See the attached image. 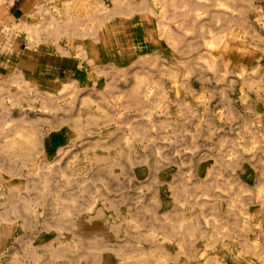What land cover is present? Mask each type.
<instances>
[{"label": "rangeland", "instance_id": "374dc122", "mask_svg": "<svg viewBox=\"0 0 264 264\" xmlns=\"http://www.w3.org/2000/svg\"><path fill=\"white\" fill-rule=\"evenodd\" d=\"M211 3L178 14L177 49L140 43L135 56L146 61L112 80L65 63L52 82L25 72L24 83L0 64L5 89L32 88L18 96L23 106L4 95L0 107V264H264V0H235L220 21ZM225 33L211 70L198 58ZM242 65L259 67L241 80ZM144 67L169 93L151 117L127 96L104 97L111 84L131 90ZM75 77L74 92L60 93ZM35 89L65 109L43 107ZM26 119L47 134L33 157L9 143Z\"/></svg>", "mask_w": 264, "mask_h": 264}, {"label": "crops", "instance_id": "0c3cea01", "mask_svg": "<svg viewBox=\"0 0 264 264\" xmlns=\"http://www.w3.org/2000/svg\"><path fill=\"white\" fill-rule=\"evenodd\" d=\"M191 3L202 4L196 0H5L0 3V64L32 73L36 80L48 76L51 82L59 66L87 64V74L93 69L112 80L141 58L135 56L140 43L148 41L158 52L177 49V25L185 21L178 14ZM152 17L157 20L155 27ZM23 22L41 31L31 36L19 28ZM21 41L25 45L18 48ZM72 79L76 84L80 80Z\"/></svg>", "mask_w": 264, "mask_h": 264}, {"label": "bare ground", "instance_id": "6f19581e", "mask_svg": "<svg viewBox=\"0 0 264 264\" xmlns=\"http://www.w3.org/2000/svg\"><path fill=\"white\" fill-rule=\"evenodd\" d=\"M3 1H5V0H0V3L3 2ZM197 1H202V4L206 3V0H196V2ZM234 1L235 0H210V2H212L211 3L212 6L213 7L215 6V8H213V13H216V15H217V21H220L222 16H226L227 14H231L229 12V9H235ZM186 3H187V1H186ZM83 4H85V3H83ZM170 7H171V5H170ZM182 7H183V5H182ZM182 10H180V11L182 12ZM184 10H185V8H184ZM151 15H153V13H151ZM232 15L235 16V14H232ZM261 16H263V15L261 14ZM161 17H159V18H161ZM196 17H197V15H196ZM196 17L193 18V19H197ZM166 22H168V21H166ZM179 25H181V23H179ZM31 26L32 25H30V27H29L27 25V23L23 22L19 26V28L20 29H24L26 31L27 30L30 31L31 32V36H32L33 33H37L38 30H40V29H39L38 26H33V27H31ZM4 29L7 31L10 28L8 26H6ZM32 41H34V40H32ZM229 44H230V39L228 38V36L226 35V33L225 34H221V35H215V34H213V36L209 40H207L206 43H205V45L207 47L211 48L212 50L209 51L208 54L206 53L207 54L206 56H200L198 59L201 60V61H203L205 64H207L209 69L215 70V67L214 66L219 62V59L217 58V53L218 52L215 51V50H218V49H220L222 47H225L226 48V47L229 46ZM242 52L244 53V51H242ZM144 59H146V58H142L141 57L138 61L135 62L134 65L141 64V63L145 62L146 60H144ZM258 67H259V65L257 67H255V68H248L245 65H242L236 71V74L242 80L245 77L246 74H253L258 69ZM124 70H121L120 72H122V74H123L125 72ZM140 71H147V69H145V67H144V69L138 68L135 71L134 76H135V81L136 82H135V84H134V86L132 87L131 90H127L128 92H125L124 89H115L114 85L111 84L112 87L110 89H108V90H105V93L106 94H104V97L107 98L110 95V97H112L114 99L115 105H117V103L119 101L122 102L121 96H127L129 101L128 100H126V101L124 100L125 102L134 103L136 105L137 109L138 110H141L144 115H147L148 117H151L153 112L157 111L158 109H163L165 107L163 105L165 103V99L169 97V93L162 86V84L158 82L159 79L152 78L150 76L151 75L150 73H145V72H140ZM224 74L229 75L230 74V71L227 69L226 72H224ZM170 75L173 78L172 83H174L175 86H177L176 92L177 93H180L181 92V89L178 87L180 85L179 84V78H178L179 75L176 74V73L175 74L174 73L173 74L171 73ZM11 78L14 79V80H18L20 82H24V83H28V80H29V78L26 76L25 72L24 71H21V70H18V69H16V72H14L11 75ZM251 78H253V77H251ZM3 83H4L3 81L0 82V107L1 108H6V104L4 102V95H8V97H9L10 102H11L12 105H16L17 104L18 106H23V105H21L20 100L18 99V96H21L22 94H24L27 91L29 92L32 88H27V87H23L22 86L17 92H12L10 90L5 89L3 87ZM71 86L74 87V89L72 91L70 90L69 94L72 93V92H74L75 88L78 87L77 84H76V81L73 80V79H70L67 82H63L62 88L59 89L60 93H63L65 91H69L68 88L71 87ZM36 92H39L40 93L41 104H42L43 107L49 108L51 110L65 109V107L62 106L58 102V100L61 99V96L54 95V93L51 92V91H49V90L39 91L37 89ZM199 94H200V96L198 98L199 99L203 98L204 97V90H202ZM91 97L92 96H90V98ZM93 99H95V98H93ZM95 100H97V99H95ZM99 100H100V97H99ZM98 107H100V108H102L104 110H107V107L104 104H102L101 102H99V101H98ZM25 121L28 124H19L16 127L11 128L10 129V133L8 131V133L10 135H12V136L15 137V139L12 140L9 143H10V146H14V145H17V144H20V143L31 146V147H24L23 148L24 151L23 150L22 151H23V154L25 156H27V157L32 156L33 157L32 152L36 148L34 146H36L38 143L43 144L44 147H47L46 146V143L44 142L47 139V136H46L47 134H45V130L44 129L42 130V129H39V128L36 127V125H35L36 122L35 121H31L29 119H26ZM118 122L119 121H117V123ZM7 123H8V121H5V122H1L0 121V124H1L0 129H1V131L6 128ZM14 147H9V148H14ZM43 150H45V149H43ZM58 151H60V150H58ZM19 152H21V151H19ZM68 166L69 165H67V167ZM72 168H74V167H72ZM263 191H264V189L262 188V189H260V192L259 193H262ZM257 221H258V224L260 225L261 224V221L259 219ZM1 235L2 234L0 233V238L2 237Z\"/></svg>", "mask_w": 264, "mask_h": 264}]
</instances>
